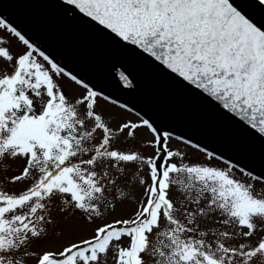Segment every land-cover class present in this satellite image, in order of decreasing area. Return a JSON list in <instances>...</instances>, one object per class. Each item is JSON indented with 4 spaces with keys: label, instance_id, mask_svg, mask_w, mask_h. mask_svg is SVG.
Instances as JSON below:
<instances>
[{
    "label": "snow or ice",
    "instance_id": "6c2138e0",
    "mask_svg": "<svg viewBox=\"0 0 264 264\" xmlns=\"http://www.w3.org/2000/svg\"><path fill=\"white\" fill-rule=\"evenodd\" d=\"M28 6L27 27L0 9V264H264V0ZM41 29L156 74L237 131L234 154L107 93Z\"/></svg>",
    "mask_w": 264,
    "mask_h": 264
},
{
    "label": "water",
    "instance_id": "95a60500",
    "mask_svg": "<svg viewBox=\"0 0 264 264\" xmlns=\"http://www.w3.org/2000/svg\"><path fill=\"white\" fill-rule=\"evenodd\" d=\"M92 42L107 56L112 54L103 40L94 39ZM112 62L120 69L131 71L137 77V81H134L135 89L174 125L198 139H204L213 148H220L229 155L234 154L231 143L238 133L213 112L195 101L177 105L171 89L164 86L156 74L144 67L137 69L128 60H121L119 63L112 60Z\"/></svg>",
    "mask_w": 264,
    "mask_h": 264
},
{
    "label": "rangeland",
    "instance_id": "374dc122",
    "mask_svg": "<svg viewBox=\"0 0 264 264\" xmlns=\"http://www.w3.org/2000/svg\"><path fill=\"white\" fill-rule=\"evenodd\" d=\"M22 1L28 0H0V9L7 8L5 15H8L12 22L27 27L31 24L33 13L31 9L29 11L26 9ZM27 4L29 5V1ZM30 34L35 35L41 45L47 47L61 60L78 64L83 74L107 93L113 94L124 102L131 101L137 106V111L143 108L150 113H156L144 97L140 94L136 95L131 87L118 82L114 70L102 56L100 59L88 58L81 49L67 44L59 34L48 29H41L38 32L30 30ZM129 115L136 118L134 114L130 113ZM164 121L167 123L168 120Z\"/></svg>",
    "mask_w": 264,
    "mask_h": 264
}]
</instances>
